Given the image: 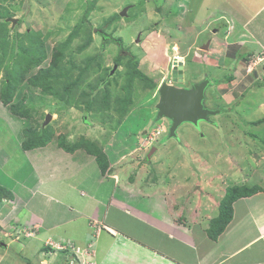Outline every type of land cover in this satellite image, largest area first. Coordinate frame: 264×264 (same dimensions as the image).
I'll return each instance as SVG.
<instances>
[{"label": "rangeland", "instance_id": "obj_1", "mask_svg": "<svg viewBox=\"0 0 264 264\" xmlns=\"http://www.w3.org/2000/svg\"><path fill=\"white\" fill-rule=\"evenodd\" d=\"M137 3L139 0H0V168L2 161L10 160V163L4 166V172L8 176L7 172H12L15 180L23 181L29 165L24 155L25 149L21 145L31 141L34 135L41 136L43 132L48 138L45 146L49 152L52 151L54 154L60 147L64 153H67L66 155L71 154L68 157L69 164L65 168L51 167L53 169H50L53 173L52 183L57 189L61 188L58 192L54 188L52 190L56 198L65 203L72 201L64 196V188H68L69 191L65 195L71 196L74 200L72 204L79 203V205L70 206V212L74 213L75 209H79L88 217L77 224L74 222L73 224L64 223L65 226L56 225L53 230L71 233L78 238L81 228L82 234L86 229H90L93 237L86 243L95 242L97 259L106 260V264H122L123 255L134 263L146 262L148 252L138 249L139 246H143L144 249L151 245L158 246L167 255H169L168 252H176V247L171 246L172 240L165 242L159 234L141 222L123 214L113 206H108L107 200L113 187L110 178H106L103 184L95 183L94 186V193L104 203L103 206L97 205L92 199L79 197L78 190L71 189V185H76L77 188L81 186L79 181L84 178L85 173L88 172L87 176L90 178H92V170L94 176L97 174L95 162L85 166L79 165L80 170H75L76 162L78 163L86 154L85 157L89 156L87 149H96V153L101 155L103 151L102 148L97 147L98 145L109 143L108 147H110V142L115 141V146H118L123 137L128 138L125 140L128 145L124 147L135 145V147L147 149L150 145L153 147L155 143L154 146L157 148L150 156L152 161L146 165L145 171L143 168H137V177L134 175L130 179L133 178L132 183L136 182L138 185L127 186V191L144 196L156 190L152 193V196L157 195L152 206H155L154 203L160 199L167 204L168 197L169 205H167L169 211L174 212L175 222L179 223L178 219H180L183 224L192 221L191 218L194 216L195 220L198 219V222L203 224L202 228L205 227L206 221L219 214V202L233 180H240L242 175L241 182L251 180V175L246 177V174L239 171L240 169H238L239 172L234 169L235 173L225 170L228 168L223 160L226 151L231 150L237 142L243 152L252 151L250 157L256 166L251 165V170L255 171L264 167V154L254 151L256 147L262 146L264 141L261 140L258 145L257 142L253 144L248 139L255 134L258 135L264 127H256L251 123L264 111V107L259 106L264 101V93H262L264 70L259 69L257 72L258 85H252L254 82H250L248 78H242V80L228 82L223 88L222 81H217L222 80L221 75L223 73L227 75L228 72L223 70L212 72L208 70L209 68L206 70V66H202V63H206L203 61L205 58L209 59L208 62L211 65L210 58L215 54L214 49L201 58L203 62L200 66H195L196 61H193L194 66L188 65L189 67H186L184 71V81L181 79L179 81L190 84L208 79L209 85L204 90L203 104L217 112L209 115L208 120H200L198 123H181L184 130L181 127L178 128L176 136L169 140H167V134H161L166 133V130L163 132L161 129H155L149 133L148 130H144L142 136L140 132L138 134L130 132L140 128L152 113L155 116L156 104L159 100L158 86L163 81L169 82V68L173 58L175 61L178 59L184 61L189 57L192 45L194 48L197 46L195 43L191 44L190 38H178L173 31L167 34V37L157 39L156 25L145 16H134L139 15L140 10H137V7L141 8V5ZM128 4H134L136 7H129ZM126 7H128L125 11L126 15L120 16V11ZM9 18L17 20L12 24ZM171 24L169 21L167 25L171 26ZM160 29L159 27L158 30ZM135 30L139 35L134 33ZM115 40H119L120 43ZM218 40L219 38L216 37L214 43L220 42ZM177 45L179 49H176ZM156 46L158 49L154 48ZM20 48L26 49L29 54L31 53V57L35 56L39 58V61L27 66L28 53L25 54ZM197 48L201 50L199 54L206 53L201 46ZM153 49L155 53L150 54ZM242 54V50L237 52L235 60ZM254 59L249 58L252 61ZM134 62L137 70L146 75L148 80L135 74ZM115 63L118 67L112 75H109ZM242 63L239 62V67L244 70L248 65L247 62ZM261 63L257 66L261 67ZM233 73L237 76L239 70L236 69ZM217 76L220 78L215 80ZM253 87L255 90H251ZM227 89L229 92L223 93ZM258 90H261L260 95ZM87 102L92 103L90 108L89 105L85 106ZM131 110L133 111L130 116L136 121L133 124V121H130L131 129L127 130L125 126L128 123L123 126L122 116ZM47 114H50V120L43 125ZM163 120L165 118L152 119L146 129L153 127L152 121L158 124ZM161 127L164 129L163 124ZM166 127L167 124L165 129ZM119 129H121L120 133ZM106 139L108 142L103 144ZM60 142L66 147L77 142L84 143V148L80 146L68 151L59 145ZM160 147L165 149L162 151L163 155L158 157L156 152ZM78 148H83L87 153L81 155L80 150L73 153ZM178 148L182 149L177 156L178 150L175 149ZM127 149L129 148H124V150ZM213 152L223 157L220 163H215V158L210 157V153ZM42 156L49 155L44 152L31 157L28 161L32 166L41 165L39 160L43 158ZM102 157L104 158L103 155ZM144 157H148V151ZM95 159L98 162L96 156ZM104 160L101 161L108 166ZM185 160L187 163L184 162ZM136 161H138L136 156H127V160L117 166L119 172L123 171V166L134 169L131 166ZM44 166L46 165L40 167L41 175ZM129 169L126 170L128 172L125 176L130 172ZM2 175H4L3 172H0V180H6ZM142 185H147L150 189L147 190ZM89 187L88 191L92 189V182L89 183ZM201 187H205V192L208 191L212 199L205 204V207L195 208L198 209L195 213L193 205L196 201L188 200L186 193L195 191L199 194ZM25 190L23 187L16 192L22 200L21 209H17L15 203L7 205L6 212H3L0 207V238L11 247L7 250L8 260L4 261V264H11L9 262L12 258L23 264L37 262L43 264L38 261L37 255H40L42 259L49 258L45 264H93L88 257L90 252L86 248L80 249L83 245L79 246L65 238H59L58 241L47 238L42 242L38 239L28 244V247L24 246L31 226L28 221L29 214L26 212L27 202L23 200L27 199L30 204L32 197L28 193L25 194ZM142 190L146 192L140 193ZM12 191L13 189L11 194H13ZM143 196L138 198L145 204ZM127 197L123 189L118 190L117 202H123L124 198L128 199ZM44 200L42 203H45ZM175 201H178L181 206L184 205L182 211L180 205V208L173 207ZM17 204H19L18 199ZM131 204L142 208V214L148 218H152L155 214L151 209L143 208L140 201L135 198ZM51 205H54L53 201ZM94 205H97L96 208ZM18 210L21 214L26 213L22 219L19 218ZM8 211L14 216L6 215ZM62 215L65 213L62 212ZM93 215L101 220L105 216V223L111 224L117 231V239L110 237V233L105 231L97 235L102 222ZM42 219L44 223H49L54 220V215L43 213ZM31 233L34 234V231ZM194 234L199 238V231L195 229ZM95 235L98 237L95 238ZM28 239L26 240L29 242ZM121 240L127 241L129 245L124 247L118 244L114 249L112 244H108L109 242L119 243ZM211 241L208 242L211 254L216 256V243ZM18 242H22L21 246L15 244ZM41 243L40 249L37 244ZM165 245L170 246L165 249ZM121 249L123 251L120 258L116 254ZM2 250L3 248H0V251ZM78 250H84L83 255L79 254L80 258L75 253ZM164 257L168 261V257ZM158 258L165 259L160 255Z\"/></svg>", "mask_w": 264, "mask_h": 264}, {"label": "crops", "instance_id": "obj_2", "mask_svg": "<svg viewBox=\"0 0 264 264\" xmlns=\"http://www.w3.org/2000/svg\"><path fill=\"white\" fill-rule=\"evenodd\" d=\"M149 1L150 0H139V3H137V5L138 4L141 5V8L138 6L137 10H140V12L139 15H134V16L135 17L145 16L149 18L150 22L156 25L157 39L161 37L163 38L167 37L166 35L173 31V33H175L174 35L178 36V38H182V37L190 38L191 44L195 43V45H197L196 48H194L193 47L194 45H192V47L189 50V54H188L189 57L187 59H185L184 61H179V63L182 64L181 67L183 71L182 73L183 77L186 67L194 66L193 61H196L195 66H200V64L203 61H205L206 63H202V66H206V70L207 68H209L208 70L212 72L218 70L221 71L223 70L228 72L227 75L226 73H223L221 75V78L223 79L217 81V82L222 81L223 88H225L228 82L231 83L233 81H236L237 79L242 80V78H248L250 82H254L252 83V85H258L257 79L259 78V74L257 72L259 69L264 70L263 68L264 0H151L150 2ZM128 5L129 7L135 6L134 4H128ZM169 21H171L172 23L171 26L167 25ZM159 27L161 28L160 31L158 30ZM134 33L139 35L137 30H135ZM216 37L219 38L218 41L220 42L214 43ZM206 41L208 42V49L203 50L206 51V53L203 52L204 54H199L198 52L201 50H198L197 47L198 46L202 47L203 43H205ZM154 48L158 49V46ZM155 49H153V52L150 54L155 53ZM176 49H179L178 45ZM211 49L215 50V54L212 55V58H210L212 60L210 63L213 66L209 65L208 62L209 59H206L205 57L203 61L201 59L203 56H206L208 52H212ZM240 50H242L243 54L242 56L240 55V58L235 60L236 54ZM196 57L197 59H195ZM249 58H255V59L254 61H252L249 60ZM246 59L248 61H246ZM239 62L240 63L243 62L242 64H244V62H247L248 66H246L244 70H241L239 67ZM260 62H262L261 67L257 66ZM214 66L217 67V69ZM222 67L224 68L222 69ZM236 69L239 70V73L237 76L236 75L234 76L233 72H235ZM218 78H220V76H217L215 80H218ZM239 82L240 81H238V83ZM192 84H193L192 82L190 84L184 83L183 86L182 84L180 86L190 88ZM242 87L244 89V86ZM251 90H255V87H253ZM228 92L229 90L227 89L223 93L227 94ZM258 92L260 95L261 90L260 91L258 90ZM262 93H264V88H262ZM259 106L263 108L264 101H262ZM132 111L133 110L129 112H125V116H122L123 118L121 117L122 120L124 119L123 126H125L128 123L127 126H125L127 130L131 129L130 126L134 123V121H136V119H133L130 116V113ZM263 117H264V111H262V115L256 117V119H254L253 121H257L258 119H262ZM152 119H154L153 113L150 115L148 120H146L143 123V125L140 128L134 129V131H130V132H132L133 134H138L139 132L142 133L144 130H146V127H148L149 122H151ZM130 121H133L132 124L130 123ZM167 122L168 121L166 119L163 120L162 122L164 129H165V124H167ZM253 125L256 127L264 126V120L260 121L257 124L253 123ZM181 126L182 124L178 128H180ZM181 128H183L184 130V127ZM121 129H119L118 132ZM118 132H116V134L120 133ZM161 134H165V133H161ZM179 136H181V134H179ZM248 137L249 136H247V138ZM126 139L128 138L125 137H123V139L121 138L118 146H115V141L110 142L111 145L110 147H108L109 143L107 145L101 144L97 146L99 148H102L103 151L102 155L105 158L104 161H106L108 165L106 166L104 172H102L99 163L95 159V155L89 154L88 157H85L87 155L86 154L87 152L83 148H78L77 150L73 151V153H75L76 151L80 150L82 152L81 155L86 154L84 157H82V159L80 158L81 160H79L78 163L76 162L75 170L77 171L80 170L79 165L85 166V165H89L90 162L93 163L95 162V164L97 165V170H96L97 174L96 176H94L93 175L94 171L92 170L91 172L92 178H90L87 176L88 174L87 172L85 173L86 175H84V178L79 181L81 185L80 187L77 188L76 185L70 186L71 189L78 190L79 197L92 199L95 201V203H97V205L103 206L104 203H102L101 200L94 193V186L95 183L103 184L106 178H110L112 180L113 187L110 196L107 200L108 206L111 207L113 206L120 212H123V214H127L134 220L141 222L149 229L155 231L156 234H159L164 239L165 242H167V240L170 241L172 240L171 246L176 247V252H168L169 255H171L169 256L167 254H164L158 246L151 245V247L148 246L147 249H144L143 246H139L138 249H142L148 252V259H146L147 261L141 260L146 262L134 263L132 260H129L125 255H123L124 257H122L121 260L123 261L122 264H129L131 262H133V264H264V176H263L264 167H261L260 169L255 171L254 169L251 170L252 167L250 166L253 165L254 167V165L256 164L250 157L252 151L247 150L243 152V150L240 149L239 146L240 144L236 142L234 147H231L232 148L231 150L226 151V155H225L226 158L225 157L223 158L222 156L220 157V155H217L214 152L210 153L211 155L209 154L210 157L215 158V163L216 162L220 163L219 161H221V159L223 158V160L227 163L226 165L228 167L227 169H225L226 171L228 170L229 172L235 173L234 169H237L236 172L242 171L244 175L246 174V177H249L251 175V180L249 181L245 180L246 182L245 181L241 182L243 179V175L240 177V180H233L232 183L227 186V190L231 186L241 185V184H246L249 187H254V186L257 187L255 192H253L252 194L245 196L241 195L231 202L232 218L226 224L225 228L220 233H218L216 237L213 238L210 237V235H208L207 229L209 228L210 220L216 217L218 214L210 218L208 222L206 221L204 228H202L203 224L199 223L198 219L195 220L194 216L193 218H191L192 221H188L182 224L180 222V219H178L179 223H177L175 222L174 212L169 211L168 197L166 199L168 205L163 202V199L162 200L160 199L159 201H156L154 203L155 206H152L153 201L157 196V195L152 196V193L156 190H153L150 193V195L147 194L144 196L141 194L136 195L134 192L131 193L127 191V186L132 185L133 187L135 185H138V183L136 182L132 183L131 180L133 178L130 179V177H133L134 175L135 177H137L138 175L137 168H141V169L143 168V170L145 171L146 165L152 160L150 157L151 155H149V153L147 158L144 157L147 151L146 148L142 149L140 147H135V145L133 147H124L128 145L127 141H125ZM169 139L170 138H168L167 140ZM248 139L253 144H256L257 142V144L259 145L261 140L264 141V127L263 130H261L258 135L255 134L254 136H251ZM107 142L108 140L106 139L104 140L103 144ZM130 143H132V141ZM46 148H47L46 146H42L37 148L25 149L24 155L27 157L28 160L31 157L37 156L38 154H44V152H46L49 156H42L43 158L39 160L41 165L36 164L38 166L36 165L32 166V164L28 160H26V162H28L29 169L26 170V177L23 181H21L22 183L15 180V176L14 174H12V172H7L9 176L4 172V166L6 164H9L10 160L1 162L2 165L0 168V172H3L4 175L2 176L6 180H0V187L5 188L10 193H11V189H13L12 193L14 195L12 194V198L10 199L3 198L2 200H0V207L3 209V212H6L8 207L7 205H10L11 203H15L16 204L15 207L17 209H21V206L23 205V204L21 205L22 200L20 196L17 195L16 192L24 187L26 189L25 194L28 193L32 196L30 204L27 199L23 200L27 202L26 212H28L29 214L28 221L30 223L29 225L31 226V228H29L30 229L29 236L25 238L26 243L24 244V246L28 247V244L38 239L42 242V240L47 238L55 239V241H58L59 238H65L66 240L68 239L74 241V244H77L79 246L83 245V247H80V249L86 248L90 252L88 257H90L91 263L98 264L100 262L99 264H106L105 263L106 260L97 259L95 242L93 243L89 242L90 244H87L88 243L87 241H89V239L93 237L91 236L92 234L90 232V229H86L84 234H82V228H81L80 237L78 238L71 233H67L64 231L59 232V230H53V228L56 225L65 226L64 223L65 224L67 223L73 224L74 222L76 224L77 222L79 223V221L85 219L86 213L79 209H75L74 213L70 212L69 207L79 205V203L72 204V201L74 202V200L71 198V196L65 195V193L69 191L68 188L66 187L64 188L65 189L64 196L72 201L69 200L70 202H65V203L59 201L52 190V188H54L56 189V192H58L61 191V188L57 189L56 186L53 185L52 183L53 173L50 170L52 169L51 167L59 166V168L62 167L65 168L69 164L68 157L71 154L68 153V155H66L67 153L66 152L64 153V151L60 147L58 152L56 149V153L52 154V151L49 152ZM124 148H129V149L124 150ZM163 149L165 148L164 147L158 148V151L156 152L158 157L161 156ZM180 149L182 148L175 149L178 150L177 156L181 152ZM166 150L168 151V149ZM169 150L172 151L171 148H169ZM254 151L264 154V142L262 146L256 147ZM131 155L133 157L136 156V159L138 160L136 161V163H134L131 166L134 169H129L127 166H123L124 167L123 171L119 172L118 169L119 167L117 166H120L123 162H125V160H127V156H131ZM184 162L187 163L186 160ZM44 164L46 166H44L43 174L41 175L40 167H42V165ZM127 169H129L130 172L128 173L127 176H125V174L128 172L126 171ZM238 169L240 170L238 171ZM148 180L151 181V179ZM90 182H92V189L88 191L90 188L89 187ZM36 183H38L37 186ZM142 186L147 188V190L150 189V187L147 185H142ZM119 189H123L124 194L128 196L127 197L128 199L124 198L123 202L121 201L117 202L116 199V194L118 193ZM205 190H206L205 187L204 188L201 187L199 194L195 193V191L192 193L188 191L186 193L188 200L195 199L196 201V203L194 202L195 205H193L195 206L194 207L195 213L198 212L199 209L198 206L205 207V204L212 199L211 194L208 191L205 192ZM145 192L146 191L142 190L140 193L143 194ZM139 196L144 197L145 204L141 202L140 198H138ZM16 198L19 200V204H17ZM134 198L135 200L140 201L143 208L151 209L155 213L153 214L152 218H148L147 216L142 214L141 212L142 208L140 209L137 206L134 207L131 204ZM43 199H45L44 200L45 203H42ZM51 201L54 202V205H51ZM178 201L173 202L174 208L179 207L180 203ZM96 206L94 205V208H96ZM183 207L184 205L181 206V211ZM197 207L198 209H195ZM18 211H19V218L22 219L26 215V213L21 214L20 210ZM9 212L10 211H8L6 215L10 214ZM14 212L16 213L15 209ZM62 212L65 213V215H62ZM43 213H48V214L53 213L54 220L50 221L49 223H44L42 219ZM90 213L92 214V212ZM69 215H71V217H69ZM93 216L102 222V225H100L101 229H99L97 235H99L101 231H105L107 233H110V237L112 236L114 239H117L118 237L117 231L113 229V226L111 224L105 223L104 220L105 216L103 217L102 220L101 218H97L95 215ZM60 217H64L63 218L64 220ZM82 225L83 223L81 222V226ZM195 229L199 231L200 239L197 237L196 234H194ZM33 231L34 234L31 233ZM97 237L95 235V238ZM18 238L20 237L18 236ZM26 239H28L29 242ZM210 240L216 243V247H217L216 256H213L211 254L212 253L211 248L208 243ZM20 243L22 242H18L15 244L21 246ZM108 244L109 245L112 244L113 248L115 249V246H117L118 244L124 245V247H126L128 242L125 240H121L119 243L109 242ZM37 246L41 249L42 243L37 244ZM168 246L170 245H165V249ZM0 248H3V250L0 251V264H4V261L8 260L7 250L8 248L11 247L8 244H6V242L2 241V239L0 238ZM83 251L84 250L82 251L79 250V252L77 253L78 258H80L79 254L83 255ZM121 251H123V249L117 251L116 254L117 257L122 256ZM159 255L162 258H165L164 256H167L168 261H166V258L164 260H160L158 258ZM37 259L40 263L43 264H45L47 260H49L48 257H44L42 259L40 255H37ZM15 261L16 259L12 258V261H10L9 263L23 264V262H19V261L15 262ZM24 264H30V263H24ZM36 264L39 263L37 262Z\"/></svg>", "mask_w": 264, "mask_h": 264}, {"label": "water", "instance_id": "obj_3", "mask_svg": "<svg viewBox=\"0 0 264 264\" xmlns=\"http://www.w3.org/2000/svg\"><path fill=\"white\" fill-rule=\"evenodd\" d=\"M125 9L120 11V16H125ZM14 24L16 18H9ZM208 44H205L202 49L206 50ZM117 65L114 64L109 72L112 75L116 70ZM176 70V69H174ZM176 71H173V74ZM178 72H181V67H178ZM208 80L204 79L193 85L191 89L178 88L173 85L161 83L158 88L159 100L156 104V119L167 117L171 121L169 127V136H176V128L183 122L197 123L199 120H208L209 115L217 112L203 107L202 100L204 98V90L208 85ZM50 114H47L43 125L50 120ZM155 148L149 152L151 155Z\"/></svg>", "mask_w": 264, "mask_h": 264}, {"label": "trees", "instance_id": "obj_4", "mask_svg": "<svg viewBox=\"0 0 264 264\" xmlns=\"http://www.w3.org/2000/svg\"><path fill=\"white\" fill-rule=\"evenodd\" d=\"M115 42L120 43L119 40H115ZM20 49L22 52H25V54L28 53L29 61L27 63V66H29L30 64L32 65V63H36L39 61V58H36L35 56L31 57L30 55L31 53L29 54V52H27L26 49H23V48H20ZM263 68H264V65H263ZM134 72L137 76L142 77L145 80H148V77L146 75H144L141 71L137 70L135 62H134ZM88 105L90 108L92 103L87 102L85 104L86 107H88ZM15 114H18V113H15ZM263 120H264V117L262 119H258L257 121H252L251 123L257 124ZM47 140H48L47 135L44 134L43 132L41 136L34 135L31 141L22 143L21 147H23L24 149L42 147L46 145ZM59 145L63 146L66 150H69V151H72L76 147H80V146L84 148V143H79V142L69 147H66L62 142H60ZM87 150L90 154H93L96 156V158H98V162L100 161L99 163L100 168L102 172H104L106 165L101 161V160H104V158L102 157V153L101 155L96 153V149H93V150L87 149ZM256 189H257L256 186L249 187L246 184L234 185V186L229 187L219 204V214L210 220V225H209V228L207 229L208 235H210V237H213V238L216 237V235L220 233L225 228L226 224L231 220L232 218L231 202L233 200H235L237 197L241 195L245 196V195L252 194L253 192H255ZM3 198L10 199L12 198V194L5 188L0 187V200H2Z\"/></svg>", "mask_w": 264, "mask_h": 264}, {"label": "clouds", "instance_id": "obj_5", "mask_svg": "<svg viewBox=\"0 0 264 264\" xmlns=\"http://www.w3.org/2000/svg\"><path fill=\"white\" fill-rule=\"evenodd\" d=\"M174 60V59H173ZM177 61V62H176ZM174 60V62H175V66L173 67V70H172V72L173 71H176V72H174V74L172 73V77H178L179 79H177V82H180L179 80H180V77L179 76H182V73H180V72H178V67H180L179 65H182L181 63H179V61H182L181 59H178V60ZM117 65V67H118V64H116ZM117 69V68H116ZM174 69H176V70H174ZM116 71V70H115ZM114 71V72H115ZM181 80H182V78H181ZM204 80V79H203ZM208 80V79H207ZM164 83H166V84H169V85H173V86H175V87H178V88H185V89H191L192 87H193V85L194 84H196V83H194V84H192L191 85V87L189 88V87H181V86H178V85H176L175 84V82L174 81H172V79H171V75H170V80H169V82L167 81H163ZM163 82H161V83H163ZM183 82V81H182ZM200 82V81H199ZM198 83V82H197ZM182 84H184V83H182ZM179 85H181V84H179ZM208 85H209V82H208ZM160 86V85H159ZM159 86H158V88H159ZM159 95V94H158ZM203 100H204V98H203ZM203 100H202V105H203V107H205L204 106V104H203ZM205 108H207V107H205ZM208 109V108H207ZM157 111V110H156ZM157 113V112H156ZM161 118H165L168 122H167V128L166 129H162V122L161 123H158V124H154L153 122L154 121H152V124H153V127H150L149 129H146V130H148V133L149 132H151L152 130H155V129H157V130H162L163 132H165V130H166V133L165 134H167L168 135V138H172V137H174V136H169V127H170V125H171V121H170V119H168L167 117H161ZM161 118H159V119H161ZM159 119H156V114H155V116H154V119L153 120H159ZM87 123V122H86ZM190 123V122H189ZM161 125V126H160ZM181 125V124H180ZM158 126V127H157ZM179 127V126H178ZM177 127V128H178ZM177 128H176V130H177ZM176 130H175V134H176ZM144 134V131L141 133V136ZM146 135V134H145ZM147 137H148V135H147ZM159 140H160V138H159ZM154 144L155 143H153V147H152V145H150L149 147H147V151H148V153L151 151V149L152 148H157V147H155L154 146ZM77 148V147H76ZM75 148V149H76ZM149 148V149H148ZM69 151V150H68ZM146 151V152H147ZM156 151V150H155ZM153 154V153H152ZM106 169V168H105ZM79 252V250L78 251H75V253L77 254Z\"/></svg>", "mask_w": 264, "mask_h": 264}, {"label": "flooded vegetation", "instance_id": "obj_6", "mask_svg": "<svg viewBox=\"0 0 264 264\" xmlns=\"http://www.w3.org/2000/svg\"><path fill=\"white\" fill-rule=\"evenodd\" d=\"M105 35V34H104ZM106 38V37H105ZM205 44H208V42L206 41L205 43H203V45H202V47L205 45ZM207 49H208V46H207ZM206 49V50H207ZM174 59V58H173ZM177 62V61H176ZM116 64V63H115ZM176 64H175V62H174V60H172V63L170 64V68H169V76L171 75V79H172V81H174L175 83L177 82V79H179L178 77H172V70H173V67L175 66ZM180 67H181V65H179ZM180 73H183V71H182V67H181V72ZM180 77V79L182 78V80L184 81V77L183 76H179ZM181 83H183L182 81H180ZM194 84V83H193ZM176 85H178V86H180L179 84H176ZM184 84H182V86H183Z\"/></svg>", "mask_w": 264, "mask_h": 264}]
</instances>
